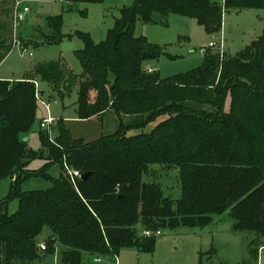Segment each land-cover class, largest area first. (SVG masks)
<instances>
[{"label": "trees", "instance_id": "obj_1", "mask_svg": "<svg viewBox=\"0 0 264 264\" xmlns=\"http://www.w3.org/2000/svg\"><path fill=\"white\" fill-rule=\"evenodd\" d=\"M69 1L67 8L73 9L79 1L103 0ZM262 7L264 0H225L227 10ZM155 13L195 17L209 32L220 29L224 17L223 7L211 0H136L121 9L103 41L75 32L85 44L77 51L84 69L78 118L114 109L119 116L145 115L142 126L165 116L151 132L129 134L121 123L115 134L86 141L58 120L54 140L40 127L42 150L32 151L25 137L37 119L36 83L41 79L60 88L65 70L60 61H46L23 79L0 80V181L14 180L8 199L0 202V264H33L47 250L61 249L60 264H82L84 253L117 256L134 246L151 251L156 236H144L145 229L205 227L227 210L236 230L264 237V33L236 55L209 52L200 67L162 78L143 66L159 52L135 33L138 21L152 22ZM47 20L42 43H60L65 36L61 18ZM2 30L0 62L12 50V27ZM44 156V168H29L33 159ZM52 164H59L61 173L50 188L23 190L26 179L46 176ZM66 164L90 175L74 185ZM153 164L179 167L180 199L172 200L160 184L143 180ZM13 199L19 206L11 214ZM46 227L52 235L43 250L38 238Z\"/></svg>", "mask_w": 264, "mask_h": 264}, {"label": "rangeland", "instance_id": "obj_2", "mask_svg": "<svg viewBox=\"0 0 264 264\" xmlns=\"http://www.w3.org/2000/svg\"><path fill=\"white\" fill-rule=\"evenodd\" d=\"M211 1L224 10L222 26L216 31L209 32L195 17L180 13H155L152 22L138 21L136 35L147 37L159 52L158 56L146 59L143 66L159 71L162 78L178 76L200 67L209 52H214L220 57L225 52L236 55L264 33V7L227 10L225 0ZM135 2L136 0L79 1L74 3L73 9L67 8L69 0H30L23 4L27 5L30 11L25 13L22 22L21 46L12 48L0 62V80L23 79L33 72L36 64L46 61H60L62 69L65 70L60 88H55L53 84L41 79L36 83L37 119L33 130L28 134L30 150H42L40 121L48 115L55 121H66L72 132L77 137H84L86 141L99 137L101 133L113 131L109 130L107 114L103 116H107L105 127L101 119L79 121L77 102L84 69L77 51L84 49L85 44L75 32H88L96 42H101L120 17L121 9L130 7ZM13 6V0H0V29L6 25L11 26ZM50 16L60 17L62 21L61 32L65 36L58 44L42 43L41 40L40 34L49 28L47 19ZM210 42L217 45L209 47ZM11 44L13 45L12 41ZM24 46L27 47V55H23ZM230 100L228 96L226 110L230 108ZM44 102L50 103L49 109ZM194 106L210 109L208 105ZM164 118L165 116H161L148 124L139 127L138 124L135 128L136 123L130 126L126 123L124 126L130 127V134L148 133ZM54 136L56 133L53 134V140ZM45 158L44 156L33 159L29 168L40 171L46 164ZM46 172V176L26 179L22 184L23 190L50 188L53 179L59 177L61 168L59 164H52ZM143 180L160 184L164 194L174 201L182 196L179 167L167 168L161 164H153L144 174ZM13 184L11 177L0 181V202L8 199ZM18 206L17 199L11 200L8 203L9 212H16ZM235 225L234 216L227 210L214 215L213 222L205 227L181 225L176 228H161L162 235L156 236L151 251L139 250L136 246L126 247L121 249L117 259L116 256H98L101 258L100 262H96L91 254L84 253L82 264H264V237L254 231L236 230ZM51 235V229L46 227L38 239L49 243ZM47 251H41L43 257L33 264H60L61 249L53 254H48Z\"/></svg>", "mask_w": 264, "mask_h": 264}, {"label": "built area", "instance_id": "obj_3", "mask_svg": "<svg viewBox=\"0 0 264 264\" xmlns=\"http://www.w3.org/2000/svg\"><path fill=\"white\" fill-rule=\"evenodd\" d=\"M28 11H30V8L28 6H23V1H16V3L13 6V11H12V17H11V27H12V48H15L16 46L20 45V30L22 27V22L24 19V15L25 13H27ZM217 44L215 42H210L209 47H214ZM23 49V55H27L28 51H27V47H22ZM221 49H223L221 47ZM203 52L205 50H202ZM29 55H32V53H29ZM149 72H154L155 70L153 68H149L148 69ZM37 97H38V92H37ZM40 99V98H39ZM45 103V102H44ZM46 107L49 109L50 108V103H45ZM54 118L50 115H48L47 117L43 118V120L40 123V127L42 129H47L49 134H50V138H52L53 140V124H54ZM65 170L66 173L69 176V179L71 180V182L76 185V180L77 178H82V173L79 170L73 169L72 167H70L69 165H65ZM143 235L147 236V237H151V236H160L162 235L161 230L158 231H153L150 229H145L143 231ZM39 247L43 250L46 249V243L44 241L40 242ZM96 260H99V258H97Z\"/></svg>", "mask_w": 264, "mask_h": 264}, {"label": "crops", "instance_id": "obj_4", "mask_svg": "<svg viewBox=\"0 0 264 264\" xmlns=\"http://www.w3.org/2000/svg\"><path fill=\"white\" fill-rule=\"evenodd\" d=\"M27 1H24L23 2V4L24 3H26ZM23 6H27V5H23ZM45 31H47V30H45ZM210 44V43H209ZM152 68V67H151ZM154 69V68H153ZM10 80H13V79H10ZM16 80H18V79H16ZM107 114V116L109 115V118H108V120H109V130H113L112 132L110 131L109 133H106V134H103V133H101L100 134V136H106V135H112V134H115L119 129H120V126H121V123H123V125H125L126 123V125L127 126H130V125H132L133 123H136V125L134 126V128L138 125V126H140L143 122H144V120L147 118L145 115H143V114H122L121 116H119L117 113H116V111L114 110V109H109L108 111H106L104 114H101V115H98V116H95V117H93V118H90V119H87V120H79L80 122H87V121H92L93 119H101V122H102V120H103V122H104V127H105V124H106V122H107V119H106V117L107 116H105V117H103L104 115H106ZM101 117H103V118H101ZM132 117V118H131ZM45 118V117H44ZM119 118V119H118ZM127 119H130L129 120V122H125V120H127ZM120 121V122H119ZM100 122V125L102 124ZM69 125V124H68ZM112 125V126H111ZM130 128V127H129ZM102 130H103V128H101V132H102ZM74 134V133H73ZM130 134V133H129ZM74 136H76L75 134H74ZM99 136V137H100ZM28 137V136H27ZM77 137V136H76ZM99 137H97V138H99ZM29 138V137H28ZM82 138H84V137H82ZM97 138H95V139H97ZM92 140V139H91ZM94 140V139H93ZM89 141V140H88ZM94 257V256H93ZM97 258H99V260H96ZM116 259H117V256L115 257ZM95 261L96 262H100L101 261V258L100 257H96L95 256Z\"/></svg>", "mask_w": 264, "mask_h": 264}, {"label": "water", "instance_id": "obj_5", "mask_svg": "<svg viewBox=\"0 0 264 264\" xmlns=\"http://www.w3.org/2000/svg\"><path fill=\"white\" fill-rule=\"evenodd\" d=\"M25 140L28 141L29 138L27 137ZM89 175H90V172H87V173L83 174L82 175V179H86Z\"/></svg>", "mask_w": 264, "mask_h": 264}]
</instances>
